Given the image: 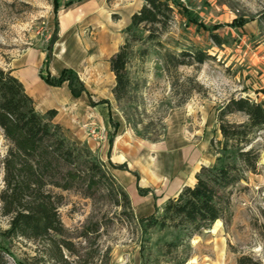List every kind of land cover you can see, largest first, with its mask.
I'll return each instance as SVG.
<instances>
[{"label": "rangeland", "instance_id": "rangeland-1", "mask_svg": "<svg viewBox=\"0 0 264 264\" xmlns=\"http://www.w3.org/2000/svg\"><path fill=\"white\" fill-rule=\"evenodd\" d=\"M72 1L0 0V67L9 70L7 65L12 58L32 49L44 50L51 58L55 43L61 39L59 15ZM168 1L173 13L165 28H155L154 41L145 40L146 27L136 32L140 40L131 43L127 65L130 85L119 101L111 93L114 116L111 123L115 125V118L120 117L130 135L127 139L141 151L150 148L153 159L160 152L166 153L171 147L168 143L178 148L179 142L184 141L187 146H195L193 166H210L216 158L210 140L221 139L216 109L233 95L255 102L264 98V24L257 19L264 9V0ZM101 2L105 16L101 15L96 25L87 26L82 33L78 29L77 35L94 42L102 35L110 58L124 44V29L142 1ZM106 15L112 21L110 29L103 21ZM101 29H105L104 33ZM211 34L217 35L221 43H214ZM195 50L210 58L200 65L174 66L173 59L189 61L181 58L182 52ZM109 58L104 62L108 63ZM70 70L88 94L77 71ZM109 83L105 77L106 96L110 84L113 90L114 78ZM228 120L243 122L245 117L236 114ZM263 136L259 132L254 142L260 150ZM7 148L0 131V191L2 160ZM114 182L118 184L115 178ZM60 193L64 201L59 215L65 233L53 235L50 240L4 239L2 232L9 227V217L2 214L0 203V250L8 264H165L163 245L175 239L176 231L147 228L144 219L149 215L137 214L129 197L131 212L120 196H108L105 191L93 199L74 190ZM230 210L229 221L218 220L193 236L186 264H236L242 254L264 264L263 151L258 172L246 173L234 188ZM60 240L69 241L72 251L58 246Z\"/></svg>", "mask_w": 264, "mask_h": 264}, {"label": "trees", "instance_id": "trees-1", "mask_svg": "<svg viewBox=\"0 0 264 264\" xmlns=\"http://www.w3.org/2000/svg\"><path fill=\"white\" fill-rule=\"evenodd\" d=\"M141 1V7L131 14L129 25L124 29V44L108 61L115 80L112 93L117 101L126 96L130 85L127 65L131 43L140 40L136 32L146 27L148 35L145 40L154 41L157 38L155 28H165L173 13L168 0ZM257 19L264 24V9ZM210 37L214 43H221L217 35L211 34ZM180 56L189 61L173 59L174 66L200 65L210 58L199 50L185 51ZM49 61L50 55H47L45 67ZM41 78L52 86L67 82L74 97L86 92L70 69L62 70L57 78L48 73L42 74ZM56 113L53 109L38 113L21 82L11 70L0 67V131L8 143L2 160L3 188L0 191L1 212L9 217V227L2 232L4 239L36 241L50 240L53 235L63 236L65 228L59 208L64 201L60 192L64 191L74 190L90 199L100 191H105L108 196L118 195L131 212L126 192L115 184L104 163L87 147L65 136L62 127L53 122ZM236 114L243 115L245 120H228ZM215 117L221 139L210 140V147L216 155L214 163L201 166L193 185L183 186L159 211L155 210L144 219L147 228H172L177 233L173 241L163 245L165 264H186L190 258L188 245L193 236L218 220L229 221L234 188L244 180L246 173L258 172L261 151L264 152V136L261 150L254 146V142L259 132L264 133V101L255 102L248 97L233 95L216 109ZM59 244L72 251L69 241L60 240ZM0 264H8L2 250ZM236 264L263 263L242 254Z\"/></svg>", "mask_w": 264, "mask_h": 264}, {"label": "crops", "instance_id": "crops-1", "mask_svg": "<svg viewBox=\"0 0 264 264\" xmlns=\"http://www.w3.org/2000/svg\"><path fill=\"white\" fill-rule=\"evenodd\" d=\"M104 11L101 0L72 1L59 15L61 39L55 43L48 65L44 66L45 51L32 49L12 58L7 68L32 98L35 110L40 114L56 110L53 122L62 127L65 136L79 145H86L98 160L106 164L130 198L135 212L147 216L153 214L158 205L160 210L183 186L193 185L200 166H193L195 146H187L181 141L177 148L168 143L172 148L153 159L150 148L141 151L127 139L130 135L120 117L115 118V125H112L114 116L110 96L113 85L110 83L114 76L109 63L104 62L106 57L109 58L106 41L102 35L97 41L95 39L96 42L77 35L78 29L82 33L87 26L96 25L99 17L105 16ZM103 18L106 26L112 28L111 18L107 15ZM101 31L104 33L105 29ZM64 69L77 71L88 94L74 97L67 82L52 86L41 78L45 73L57 78ZM105 77L110 82L108 96L104 88ZM259 100L264 101V98Z\"/></svg>", "mask_w": 264, "mask_h": 264}, {"label": "built area", "instance_id": "built-area-1", "mask_svg": "<svg viewBox=\"0 0 264 264\" xmlns=\"http://www.w3.org/2000/svg\"><path fill=\"white\" fill-rule=\"evenodd\" d=\"M92 134H94V132H92Z\"/></svg>", "mask_w": 264, "mask_h": 264}]
</instances>
